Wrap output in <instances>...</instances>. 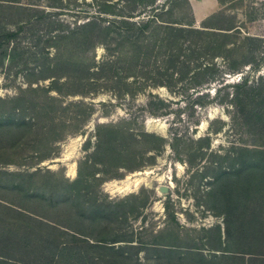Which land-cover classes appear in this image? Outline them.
I'll return each mask as SVG.
<instances>
[{"label":"rangeland","instance_id":"374dc122","mask_svg":"<svg viewBox=\"0 0 264 264\" xmlns=\"http://www.w3.org/2000/svg\"><path fill=\"white\" fill-rule=\"evenodd\" d=\"M218 1L221 3L219 7L216 6L217 0H189L196 8L195 13H192L195 26L200 27L204 22L207 26L221 30L235 27V30L228 31L236 38L237 47L233 56L237 61L252 60V63L243 64L239 71L232 72L229 71L230 61L216 57L214 61L222 72L215 73L213 81L195 89L181 82L172 91L157 87L139 92L134 97L116 95L105 88L87 96H59L63 105L70 104L66 116L75 114L79 121H67L65 136L56 143L48 158L38 161L27 150L0 153V172L6 173V176H0V184L10 187L16 182L21 183L39 197L42 195L44 201L35 198L34 205H31L26 201L28 199L19 198L20 192L13 188L4 190L7 200L19 202V199L24 206H32L38 214L50 220H78L76 212L81 210L71 205L74 190L63 187L54 190L52 185L54 179L67 178L71 181L77 177L78 163L94 147L96 127L119 126L134 132L158 134L165 138L166 144L152 159L153 164H146L134 171L121 168L118 171L111 169L103 175L98 173L96 175L105 179L98 185L89 179L90 185L81 191L82 196L78 198L84 205L81 222L79 225L71 224L85 232L82 237L88 243H92L94 237L121 238L123 241L116 242L115 246L123 249L126 260L119 264H242L229 258L213 257L221 253L216 250L219 240L215 226L218 224L223 228L224 215H215L212 209L206 207V202L212 200L208 196L213 172L209 164L213 162L212 166L216 165L221 160L218 157L231 153L232 147L264 149V129L245 125L234 105L229 102L230 94H234L237 89L234 85L244 78L248 83H264V41H256L260 37L258 31L263 30L264 25V0ZM49 4V0H0V28L15 31L18 26L22 27L15 41L6 44L3 59L0 56V98L16 97L28 84H47L48 78H39L52 73L43 72V75H39L38 64L46 63V60H51L57 54L60 59L67 57L63 41H58L55 47L45 44L44 38L48 35L52 20L56 22V28L66 25L71 28L98 14L92 0H63V5H57L60 7H50ZM210 6H213L212 9ZM253 17L254 20L251 19ZM58 24L62 26L58 27ZM38 40L42 43L37 44ZM231 45L228 48H233ZM93 53L97 61L105 56L100 45L95 47ZM74 57L81 58V54L77 52ZM149 92L164 101L162 108L148 107ZM226 94L229 96L223 98ZM199 97L203 103L196 101ZM30 98L33 97L28 92L25 101L28 102ZM220 125H223L222 129L215 130ZM207 135L210 148L202 143L196 150L199 145L196 139ZM176 136H179V140H175ZM87 140L90 145L84 150ZM210 150L219 156L210 154ZM193 151L197 152L195 157H192ZM190 159L192 164L187 161ZM222 163L228 166L229 161L223 159ZM72 165L75 171L73 177L68 175ZM136 174L147 176L141 177L145 183L134 191L111 194L107 190L108 185L125 181ZM232 182L226 183V199L223 198L222 202L227 206L234 204L239 207L229 211L231 230L227 247L231 251L254 252L257 256L253 264H264V200L260 196L249 200L235 198L236 188L231 185ZM62 186L65 187V184ZM161 187L167 190L161 191ZM130 195L139 198L133 199ZM121 199L124 200L123 204L114 206L113 203ZM49 202L57 205H50ZM94 202H102L103 206L110 204L102 213L92 217L95 220L90 218L88 209ZM244 203L246 206L243 208L241 206ZM168 230L174 233L173 242L179 245L176 246L178 253L157 254L161 248L153 245L152 241L156 235ZM221 241L222 246H225L223 236ZM192 251L202 252L209 258V263L200 260ZM94 252L98 253L96 250ZM244 256L247 260L248 255ZM210 259L215 262H210Z\"/></svg>","mask_w":264,"mask_h":264},{"label":"trees","instance_id":"16d2710c","mask_svg":"<svg viewBox=\"0 0 264 264\" xmlns=\"http://www.w3.org/2000/svg\"><path fill=\"white\" fill-rule=\"evenodd\" d=\"M49 1L50 7L63 5V0ZM159 1L92 0V4L98 9L96 16L71 28L67 25L62 28V24H58L60 29L56 28V22L52 20L48 35L44 38L45 44L55 47L58 41H63L67 57L60 59L57 54L51 60H46V63L38 64L39 75H43V72L52 73L39 78H48L47 84H28L16 97L0 98V153L8 150L20 153L27 150L38 161L48 158L56 143L65 136L67 121L79 119L75 114L66 116L70 104L63 105L59 96H87L105 88L116 95L134 97L139 92L157 87L172 91L181 82H186L190 88L195 89L213 81L215 73L222 72L214 61L216 57L230 61L229 71L232 72L239 71L243 64L252 63V60L237 61L233 56L237 47L236 38L228 31L235 27L221 30L207 26L204 22L196 27L189 0ZM254 17L251 19L254 20ZM20 29L21 26L15 31L6 27L0 28L2 59L6 55V44L15 41ZM256 41H264V38L259 37ZM39 42L40 40L37 44ZM97 45L102 46L105 51V56L100 61L95 59L93 53ZM229 45L233 48H228ZM77 52L81 54V58L74 57ZM89 53L90 56H87ZM234 87L237 89L234 94H230L229 102L234 105L243 123L253 129H264V83H248L244 78ZM28 92L33 98L27 102L25 95ZM228 96L226 94L223 98ZM196 101L203 103L200 102V97ZM10 104L12 105L6 110ZM163 104L164 101L159 96L149 92L148 107L158 109ZM222 127L220 125L215 130ZM94 136L93 149L78 163L77 177L71 181L67 178L54 179L55 183L52 185L54 190H60V187L74 190L71 205L81 210L76 212L78 220H50L38 214L32 206H24L19 199V202L7 200L4 190L13 188L20 192L19 198L28 199L26 201L31 205H34L35 198L44 201L42 195L39 197L21 183L16 182L10 187L0 184V264L125 262L123 249L115 246L116 242L123 241L121 238L94 237L93 242L88 243L83 238L85 232L74 226L80 224L84 214V205L78 198L82 196L81 191L90 185L89 179L96 185L105 180L103 176L96 175L98 173L103 175L111 169L118 171L121 168L134 171L146 164H153L152 159L164 149L166 140L158 134L146 131L134 132L128 128L103 125L96 127ZM175 140H179V136ZM196 142L199 144L196 150L202 143L206 148L211 145L208 135L197 138ZM88 145L89 140L83 146L84 150L89 148ZM170 146L175 150L172 144ZM192 153V157L197 155L195 151ZM210 154L219 156L211 150ZM218 158L221 160L216 165L212 166L213 162L209 164L213 172L208 196L212 200L206 202V207L212 209L215 215H224L223 228L218 224L215 226L219 240V248L216 250L221 253L213 257L253 264L256 262V253L231 251L227 247L231 230L229 211L239 206H227L222 199H226V183L233 181L231 185L236 188L235 198L249 200L260 196L264 200V149L232 147L231 153ZM223 159H228V166L223 165ZM187 161L193 163L191 159ZM0 176H6V173L0 172ZM64 184L65 187L62 186ZM130 198L139 197L130 195ZM123 201L121 199L113 204H123ZM64 203L66 205V201ZM49 204L53 205L50 202ZM55 205L57 203L53 206ZM109 205L103 206L102 202H94L88 208L90 218L102 213ZM244 206L245 203L241 207ZM174 222L179 225L178 221ZM173 234L168 230L154 237L152 244L161 248L157 250V254L178 253L176 246L179 245L174 244ZM222 236L225 246H222ZM192 254L209 263V258L202 252L192 251ZM244 255H248L247 260ZM210 262L215 260L210 259Z\"/></svg>","mask_w":264,"mask_h":264},{"label":"bare ground","instance_id":"6f19581e","mask_svg":"<svg viewBox=\"0 0 264 264\" xmlns=\"http://www.w3.org/2000/svg\"><path fill=\"white\" fill-rule=\"evenodd\" d=\"M74 167L73 165L70 167L68 175L69 176H74ZM142 176H147V174H136L132 177H134V179L131 178H127L125 181L122 182H116V183H112L110 185H108V191L111 194H121V193H126V192H132L135 189H137V187H139L140 185H143L145 183V180L142 179Z\"/></svg>","mask_w":264,"mask_h":264},{"label":"crops","instance_id":"0c3cea01","mask_svg":"<svg viewBox=\"0 0 264 264\" xmlns=\"http://www.w3.org/2000/svg\"><path fill=\"white\" fill-rule=\"evenodd\" d=\"M254 1H262V0H254ZM221 5V3L217 0V4H216V6L217 7H219V6ZM190 6H191V9H192V13H195V7H194V5L193 4H190ZM212 7L213 6H210V9H212ZM208 8H209V5H208ZM193 17H194V14H193ZM194 20H195V17H194ZM263 30L261 29V31H258L259 32V34H258V36H260V37H263L264 38V25H263Z\"/></svg>","mask_w":264,"mask_h":264},{"label":"water","instance_id":"95a60500","mask_svg":"<svg viewBox=\"0 0 264 264\" xmlns=\"http://www.w3.org/2000/svg\"><path fill=\"white\" fill-rule=\"evenodd\" d=\"M160 190H161V191H166L167 188H166V187H161Z\"/></svg>","mask_w":264,"mask_h":264}]
</instances>
